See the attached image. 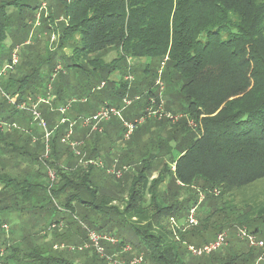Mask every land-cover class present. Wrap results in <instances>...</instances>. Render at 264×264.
I'll return each instance as SVG.
<instances>
[{"label": "trees", "instance_id": "1", "mask_svg": "<svg viewBox=\"0 0 264 264\" xmlns=\"http://www.w3.org/2000/svg\"><path fill=\"white\" fill-rule=\"evenodd\" d=\"M38 17L46 35L57 34L59 51L47 50V55L37 57L32 50H28V56L20 53V68L34 60L37 65L30 68L29 77L20 87L15 88L13 72L8 84L1 87L0 94L9 107L8 97L19 96L16 104L22 105L39 93L40 89H24L29 82L36 85L35 78L46 67L49 78L54 74L60 84L65 76L81 71L101 73L103 80H108L116 72L122 79L136 73L150 74L156 66L162 82L166 80L168 88H179L178 95L184 101L181 119L168 118V123L175 118L178 122L170 133L175 151L169 150L168 140L158 146L160 156L142 161L138 174H133L123 210L111 206L112 201L91 186L94 165L89 170L79 167L71 174L57 163L49 166L57 173L61 171L60 189H75L66 206L72 207L74 201L82 205L86 220L75 219L68 229L77 226L75 231L81 239H87L93 231L117 240L119 247L131 246L143 264H257L262 252L250 248L234 231L247 229L264 240V0H0V18L3 22L17 18L19 36L32 29L29 25ZM57 20L64 24L56 26ZM8 25L0 23V44L9 38ZM28 40L11 48L8 64L18 47L23 46L22 52L25 47H37L27 46ZM67 47H73L71 56L64 53ZM114 49L118 57L107 63L105 54ZM60 59L66 64H57ZM131 61L140 66L133 69ZM155 87L149 88L147 108L154 98L162 104L153 93ZM17 113L14 107L7 118H0L1 138L19 131L13 126ZM153 113L158 114V108ZM188 115L194 118L196 135L193 129H180H185L183 118ZM158 116L162 118L163 114L155 118ZM1 124L10 131L4 132ZM60 133L55 136L54 155H58L56 144L63 138ZM155 172L160 175L151 180ZM104 173L114 182L121 180ZM1 179L0 203L11 198L18 202L20 195H27L26 190L32 187L23 181L15 189L13 179ZM192 208H196L198 226L181 231L179 227H189ZM102 215H107V222ZM182 218L185 224L178 221ZM172 219H178V227L173 226ZM4 225L0 223L2 241ZM114 229L118 233H113ZM130 229L136 235L134 239ZM227 230L237 241L229 253L217 252L201 259L190 255L185 240H204L200 244L204 246ZM32 238L20 241L29 240L28 251H22L24 247L19 249L16 243L3 264H75L65 253L47 249L48 245H39V239ZM95 261L88 264H100Z\"/></svg>", "mask_w": 264, "mask_h": 264}, {"label": "rangeland", "instance_id": "2", "mask_svg": "<svg viewBox=\"0 0 264 264\" xmlns=\"http://www.w3.org/2000/svg\"><path fill=\"white\" fill-rule=\"evenodd\" d=\"M39 18L40 17L36 18L37 20L36 23H32L31 25H29L32 27V29L28 28L24 30L21 36L18 35V33H21V32L19 31L16 32L17 29L19 28V25H17L16 23V21L18 20L17 18L14 21L9 20V22L8 21L3 22L4 19L0 18V23L2 22V23H5L6 25L9 24L8 31H7L9 38L5 43L0 44V74L2 72L3 63L7 62L11 56V48L16 44H22L26 42L28 40V37H29V40H28L29 43L27 42L28 43L27 46L37 45V47L35 48L25 47L22 52L23 46H21L20 51L22 54L25 53V56H28L30 50L35 52L36 57L37 55H40V56L47 55V50H49V52H51L50 50L59 51L58 49L59 41H58L57 34L50 35L51 37L49 35H46ZM17 22H19V20ZM62 24H64L63 20H57L56 26L60 27ZM0 29H1V26H0ZM53 36H56L55 41H52ZM70 48L67 47L64 50V53L66 55L68 54V56H70L73 51V47H70ZM116 57H118V52L115 49L109 50L105 54V61L110 62ZM22 60H23V57H22ZM60 60L61 61H56V63L62 64V66L66 64L64 60L62 59ZM36 62L37 60L31 61L30 63H28V65L22 66V68H18L17 73L15 72L13 73L12 77L15 80V85H16L15 88H17V86L20 87V85H22V83L26 80V78L29 77L30 72H31L30 68H32L33 65L36 66L37 65ZM130 63L133 69L135 67L140 66L139 62L137 61L136 62L131 61ZM153 68H154L153 69L154 72L150 74L144 75L143 73H136L132 75L133 86L130 89L129 93L126 87L124 88V86L126 85L125 82H122L121 84H117L113 82L110 79V77H108L109 78L108 80L107 79L103 80V76L101 75V73H99L98 75H94L95 72L88 73V72L81 71V72H78V77L76 79H69L67 78V76H65L64 84L66 86H72L73 88H76L75 85H78L81 87L84 86L89 89L88 91L80 90L78 93L73 92V94H75L73 96H69L68 94H66L67 96L65 98L64 97L58 98L56 97V93H58L57 91L60 90L61 85L59 84V80L55 79L54 74L51 75L49 78L50 73L48 71V68L46 67L42 70V72L40 73V76L35 78L37 81L36 85L32 86V84L29 82V84L27 85V89H24V90H29V91L34 90V92H37L40 89L39 93L35 95L36 98L42 97L45 100L49 99V104L43 103V106L37 109V108H33L32 105L29 103V101H27L28 99H26L25 100L26 102L21 105L22 108L19 109L18 107L20 105L16 104L18 102L17 97H12L10 95L11 97H8L7 99L9 100V102L12 101L15 103H10L11 107H9L7 105L6 99H4L2 95L0 94V118H3V119L7 118L10 111L14 110V107H16L18 109V113L15 116L14 122H24L26 124V130L28 131H31L32 129H37L39 126L41 127V131L44 132L45 130L43 128L44 123L40 116V114H42L43 111L45 113L49 112L48 114L50 116L52 115V119L54 118L63 119L65 116L62 115L58 110H57V113H54V108H53V107H57L59 104H61V102L65 104L67 103L71 104V108H74L77 111H81L82 114H86V115L88 114V110L90 109L91 106L99 105V103H101L104 107H113L117 110L123 111L122 116L120 118L117 116H114L112 117L110 121L107 122V123L113 124L110 127H107V129L111 131V128L113 127V130H112L113 135L111 136V139L113 140V144L114 143L116 144V149L118 146L116 143L117 140H119L120 142L122 140V143L124 140L125 145H128L131 151L132 145L129 143V141H131V139H136L144 143L140 151L144 153V157L145 155H147V157L145 158L153 157L155 155L160 156L161 149L158 146H161V145L163 146L168 140L170 143V140L173 139L171 138L170 133H172L175 130L174 126L176 124H174V122H177L175 118L174 121L168 123V118L171 119L173 118V116L180 117L181 115H183L182 111L184 110L183 108L184 101L178 95L179 88L177 89L170 88V87L168 88L167 81L163 80L162 82L161 80V73L159 72V69L156 66H154ZM10 75L11 73H8L6 76L4 75L0 78V92H2L1 87L3 85L8 84V78L10 77ZM159 79L163 83L165 89L167 88L168 91L166 90V93L164 92L165 89L163 87L159 85L158 87H155V84L156 82L158 83ZM102 80L106 82V85H107L106 88H103V90L97 89L101 85V82H103ZM153 85L155 87L153 89V93L157 97H159L160 100H162V104L159 105L157 103V98H154V100H152L151 104L147 108L148 99H149V88ZM160 88H162L164 91L161 92ZM138 97L140 98V100H136V98ZM126 98L130 100H135V101L131 106L127 107L124 102ZM84 100H86V102ZM156 108H158V114L162 113L163 117H166L165 119L163 117L160 118L161 116H158V118H155V113H153V111H155ZM33 109H35V111L38 114L40 113L39 117L36 116L35 111H33ZM145 110L147 111L148 115L147 114L145 115L146 113ZM83 117H80L78 119L69 120V122L75 123L72 141L78 142L80 144L83 143V146L77 149H72L68 144H65L62 142L60 143L58 141L56 144L58 155H54L52 153L50 160H48V157H45L42 161L37 159L36 162H33L35 157H31L27 154L22 155L18 149H17V152L15 151L6 152L9 155L12 153L15 154L14 162L0 160V177L8 176L9 178L13 179L15 178V174L17 176H24V172H27V176H28V173L31 172L30 166L33 167L34 165L38 167L40 171H42L43 178H42L41 185L44 188L41 190V195L39 196V198L41 199L40 203H33L32 202L33 200L25 201L24 196L26 194L20 195L18 202L13 201L11 198V200H7L5 202L6 204L0 203V223L1 224L10 223L11 226L13 227V231L22 232L24 235L31 234V235L38 236V238L37 237H34V238L41 240V244H44L45 246L48 245L46 247L47 249H53L54 251L65 253V256L67 255L72 261V263H75V264H85L86 261H87V264L92 263V259L96 260L95 262L100 263V264H133L135 262H138V259H139L138 256L135 255L134 248L131 246H126V245L119 247L118 246L119 242L116 244H113L109 240H103V241L99 240L98 246L101 247V250H102V253H100L97 251L98 249L96 247V242L92 240L91 237H88L87 239H84V238L80 240L78 239L77 241H75L77 243L74 245H72L73 242H69V241L63 242L59 240L61 239V237H63L62 235H65V232L69 230L68 224L70 225V224H73L74 222L76 223V220L78 221V219L79 220L81 219L83 221H85L86 219L83 217L84 212L81 209V206H82L81 204H77L76 201H74V203L77 205H72V206H76L75 208L66 206V200L68 198H71V196L75 193V189L70 188V189H67L66 192L60 189L58 184L61 180V175H60L61 171H58L57 173L55 169H52V171L57 173L56 178L54 179L50 175V169H51L50 167L53 168L54 165L57 163L56 157L63 160V165L60 164V166L61 167L64 166L62 167L63 169H69L70 171H74L79 167L81 169L89 170V166H90L88 164L89 161L99 162L95 159V157H90L88 156L86 152L84 153V151H86L84 149L85 142L81 141L80 139H77V138H83L85 136V141H87V140H90V138H92L93 136L97 135L98 133V132H92L91 129H87L83 127V124H82ZM183 119L186 121L187 125L184 126L185 129H183L181 126L180 127L181 131H185L189 128V129H193L195 135L198 134V130H197L198 128L196 126V123H194V118L188 115V116H185ZM139 121H142L143 123L137 124V122ZM124 122L136 125L135 132L131 136V139L129 141L125 140V134L127 131L124 126ZM65 125L67 127L61 128L62 133L64 135L66 134L67 129H68V124H65ZM13 126L16 130L17 129L20 130V128H18L19 125L17 123L13 124ZM182 133L183 132H179L178 135H181ZM194 134L192 135V137L194 136ZM79 135L82 137H79ZM50 137L51 136H49L48 134L46 135L47 143L50 140ZM170 145L172 146L171 143ZM171 146H169V150H172V152L175 151V146H172V147ZM48 147L49 146L47 145V149ZM77 153H81V155L78 156ZM2 154H5L4 149H0V157L2 156ZM130 154H127V156L129 157ZM161 162L162 161H157L156 164H160ZM115 164L117 165L119 169L122 168V166L119 165L117 161L115 162ZM92 167L91 168L93 171L97 168L96 166H92ZM97 169H100V168L98 167ZM107 169L108 168L106 167L101 168V170H103L104 172H107ZM2 170H4L6 174H4ZM97 171H100V170H97ZM103 171H101V173H103ZM134 171H135V167H133L126 174H123L120 178L121 180L116 182V184H114L115 188L120 189L122 183H124V181H126L127 179L129 180L126 181L125 183H126V186L127 185L129 186V184L132 182V179H133L132 174L135 173ZM78 172H81V171H78ZM154 174L155 175L152 174L153 176H151L152 177L150 178L151 180L157 179L158 176L160 175V172H157ZM104 176H105V179L106 178L109 179L108 185L109 186L113 185L114 180H112L111 177L107 176L106 173L101 174L100 177H104ZM70 179L72 178L70 177ZM32 180H34V178ZM2 181L3 179L0 180V201L3 197ZM64 188H65V185H64ZM11 193H13V191H11ZM36 196L37 195L32 194L30 195V198L33 199V197H36ZM122 196H124L125 199ZM128 197H129L128 193H125V195L124 194L122 195V193L120 192L119 197H117V199L120 200L121 202L117 200L118 203H116L115 205L123 210L124 205H125L124 200L127 201ZM73 212H75V214H73ZM102 216L107 222L108 221L107 215L106 216L102 215ZM88 218L89 220H91V217H88ZM94 218L96 221L101 222L100 219H98L96 216H94ZM183 218L182 220L175 219V223L179 226L177 220L182 222L184 220ZM54 222H61V223L54 224ZM90 222H92V220ZM182 224H185V221H183ZM72 226L75 228V230L78 229L77 226H74V225ZM187 226L188 225L186 224L184 227H179V229H182L181 231H189L191 230V228L193 229V226L192 227H187ZM197 226H198V223L197 225H194V228H196ZM116 228L117 227H115V229ZM115 229L112 230V232L118 233L116 232L117 230ZM239 229L240 228H238V230ZM235 230H236L234 231L235 235L236 237H238L237 236L238 230L237 229ZM4 232L6 234V242L3 244L7 248L9 246V249L11 251L13 250V244L16 243V240L18 238L17 239L11 238L12 235L10 234V230H8V232L4 230ZM75 233L76 235H78V232L75 231ZM130 233L132 234V236L130 237L134 239L136 237L135 233H133L131 229H130ZM231 234L232 233L230 232L228 235L227 245L224 248H222L221 251H218V253H221L222 255H226L227 253L230 252L231 247H233L234 244H237L236 239L233 238L234 235L233 234L231 235ZM100 236L106 237L103 235H100ZM106 238H109V237H106ZM109 239H112V238H109ZM179 239L181 240L180 236L178 237V240ZM29 240H27L26 243L23 242L21 244L20 243L21 240L18 239L17 241L18 245L16 246L19 249L24 247L22 249V251L24 252L28 251L27 243ZM112 240H115V239H112ZM66 242H69V243H66ZM185 242H189L188 243L189 247H199L200 244L205 243L204 240L202 242H199L197 240H193V241L185 240ZM127 247L131 248V251L127 250ZM188 251L190 255L194 257L193 253H191L189 248H188ZM203 257H200V258L196 257V258L201 259ZM201 261H205V259H202ZM257 262L258 260L256 259L255 263ZM140 264H143V262ZM260 264H264V262Z\"/></svg>", "mask_w": 264, "mask_h": 264}, {"label": "crops", "instance_id": "3", "mask_svg": "<svg viewBox=\"0 0 264 264\" xmlns=\"http://www.w3.org/2000/svg\"><path fill=\"white\" fill-rule=\"evenodd\" d=\"M71 55H72V53H71ZM20 58H21V56H20ZM7 64H8L7 62L3 63L2 71ZM18 68H20V67L19 66L16 67V69L14 71L15 73H17ZM77 77H78V75H74V74L67 76V78H69V79H76ZM110 79L117 84H121L122 82H125L128 85V88H127L128 91H130V89L133 86V83H132L133 81L128 80L127 77H125V78L123 77V79H122V75L119 72H116L113 75H111ZM64 80H65V78L61 79V83H60L61 88H60V90L57 91L58 93H56V97H58V98L59 97L65 98L67 96L66 94H68L69 96H73V95H75V94H73V92L78 93L80 90H87L88 89L84 86L81 87L78 85H75L76 88H73L72 86H66L63 83ZM103 84H105V83L102 82L101 85L97 89L103 90V88H106L107 85L105 84L104 86H102ZM124 88H125V86H124ZM16 97L18 100L19 96H16ZM86 100H87V98H86ZM86 100H84V101L86 102ZM27 101H29V103L32 105L33 108H37V109L41 108L43 106V103L49 104V99L45 100L42 97L36 98V96L34 94H33V96L28 97ZM70 103H72V102H70ZM66 107H69V111H67L65 114H63L62 109L66 108ZM103 107L104 106L101 103H99V105H93L88 110L87 115L82 114L81 111H77L74 108H71V104H69V103L65 104V103L61 102V104H59L57 107H53V108H54V113H57V110H58L62 115L65 116L64 118L70 120V119H78V118L83 117V116L87 117L88 115L93 116L95 113H97ZM48 113L49 112L45 113L44 111L42 112V114L39 113L42 120H43V123H44L43 124V128L45 129L44 132L41 131V127H39V126L37 129H32L31 131H28V130H26V124L24 122H16L19 125L18 128H20V130L17 131L16 134L13 132V135H11L7 138H1L0 137V149H4V151H5V154H2V156L0 157V160L14 162V155L15 154L12 153L9 155L6 152L7 151L8 152L9 151L17 152V149L19 150V152L22 155L27 154L31 157H35L33 162H36L37 159L42 161L45 157H48V160H49L50 156L52 154V151L55 148L54 142L56 141V138H57V137H55L57 132L61 131L60 134H62V136H63L64 134L62 133L61 128L67 127V126L65 124H62V120L64 118L63 119L62 118L61 119H58V118L52 119V115L50 116ZM90 116H88V117H90ZM43 117L46 119V121ZM111 125H113V124L103 123V125L100 126V131L97 133V135L90 138V140L85 141V136L83 138H77V139H80L81 141L85 142L84 143V145H85L84 149L86 151L83 150L84 153L86 152L88 154V156H90V157H95V159L97 161H100L103 164V166L108 168V169L111 168L113 165H115V162L117 161L119 165L129 167V170H131L133 167H135V173H133V174H138V168L141 167L142 161L144 159H146L145 157H147V155H145V157H144V153L140 151V149L142 148V145H144V143H142L136 139H131V141H129V143L132 145V150L130 151V147L128 145H125L124 140H123V143H122V140H121V142L119 140H117L116 143L118 146L116 149V144L115 143L113 144V140L111 139V136L113 135V131H112L113 127L111 128V131L109 129H107V127H110ZM3 129H4L3 130L4 132L10 131V130H8L7 127L6 128L3 127ZM11 133H12V131H11ZM47 134L49 136H51L48 143L46 141V135ZM79 137H82V136L79 135ZM52 144H53V146H52ZM47 145L49 146L48 149H47ZM118 150H119V152H118ZM116 151H117V153H116ZM130 153H132V154H130ZM127 154H130V156L128 157ZM129 161H131V162H129ZM56 162L58 165H60V164L63 165V160L59 159L58 157H56ZM62 167H64V166H62ZM62 167H61V169L63 171L71 174L72 171H70L69 169H63ZM30 169H31V172L28 173V176H27V172H24V176H17L15 174V178H13V180H14L13 185H14L15 189L19 188V182L20 183H22L23 181L26 182L24 184L25 186H26V184L31 185L32 187H30L26 190L29 193H27L28 196L25 197V201L33 200L32 201L33 203H40L41 199L39 198V196L41 195V190L44 188L41 185L43 174H42V171H40L39 168L34 166V165H33V167L30 166ZM97 170H100V171H97ZM2 171L4 174H6V172L4 170H2ZM101 171H103V170L97 169V168L94 171H92V174L90 177L91 186H93L99 192V195H101L102 197L106 196L105 198L112 201L111 206H116L115 204L118 203L116 200V197H119L120 192L122 193V195L123 194L125 195V193H127L129 191V187L131 186V183L129 184V186L128 185L126 186L125 182L129 180V179H127L126 181H124V183H122V185L120 184L121 185L120 189L115 188L114 184H116V182H113V185L109 186L108 185L109 179H107V178L105 179V176L100 177L101 174L104 173V171H103V173H101ZM84 173H86V172H84ZM84 173L82 172V174H84ZM93 173H95V174H93ZM155 173H157V172H155ZM133 174H132V177H133ZM153 175H155V174H153ZM5 177H8V176H5ZM33 178H34V180H32ZM30 180H32V181H30ZM2 183H3V181H2ZM32 194L37 195V196L33 197V199H31L30 195H32ZM122 197L124 198V196H122ZM5 202H2V203H5ZM73 205H77V204L73 203ZM72 207L75 208L76 206H72ZM61 222H63V221H61ZM61 222H59V223H61ZM4 224L9 226L10 234L12 235L11 238H13V239H17V238L20 240H23L24 238L30 239V237L32 238V236H33L31 234L24 235L22 232L13 231V227L11 226L10 223H4ZM62 236L63 237H61V239H59V240H61L63 242L70 241V242L74 243L78 239L79 240L81 239V237L79 235H76L74 227H71V229L68 230L67 232H65V235H62ZM34 237H37V236H34ZM5 242H6V235L4 237V241H2V239H0V248H5L7 251V255H8V254H10V249H9V246H8V248L4 246L3 243H5ZM16 243H14V244H16ZM37 243L39 245H44V244H41V240L37 241ZM14 244H13V246H14Z\"/></svg>", "mask_w": 264, "mask_h": 264}, {"label": "built area", "instance_id": "4", "mask_svg": "<svg viewBox=\"0 0 264 264\" xmlns=\"http://www.w3.org/2000/svg\"><path fill=\"white\" fill-rule=\"evenodd\" d=\"M55 40H56V36H53L52 41H55ZM20 50H21V48L18 47L14 51V53L12 54L11 62L5 66V68L3 69V71L0 74V77L15 71L16 67L21 62V58H20V52L21 51ZM127 79L130 81H133V77L131 75L127 76ZM157 84L160 85L161 87H163V84L161 82H158ZM104 85L105 84H103L102 86H104ZM136 100H140V98L138 97V98H136ZM134 101L135 100H130L128 98H126L124 100L125 105L127 107L131 106L134 103ZM11 103H15V102L11 101ZM18 108L21 109L22 108L21 105ZM33 111H35V109H33ZM67 111H69V107L62 109L63 114H65ZM122 112H123L122 110H117L113 107H103L97 113H95L93 116L83 117V120H82L83 127L87 128V129H91L92 132H99L101 124L107 123L114 116H117L120 118L122 116ZM35 114L37 117H39V114L36 111H35ZM155 115H156V113H155ZM142 123H143L142 121L137 122V124H142ZM62 124H68L67 132L61 140L62 143L68 144L72 149H77V148L83 146V143L80 144L78 142L72 141L75 123L69 122L68 119L64 118L62 120ZM1 125H2V127L6 128V126L4 124H1ZM124 126H125L126 131H127L125 134V140L129 141L131 139V136L135 132L136 125L124 122ZM77 155L79 156V155H81V153H77ZM88 164L94 165V166L99 167V168H104L103 164L100 161L99 162L89 161ZM128 171H129V167L122 166V168L119 169L116 164L113 165L111 168L107 169L108 175L114 177L116 180L120 179L121 176L123 174H126ZM50 175L52 178H54V179L56 178V173L54 171H52V169H50ZM171 222H172L173 226H177L174 219H172ZM197 223H198V220L196 219V208H192L190 211L189 217H188L189 227L197 225ZM3 229L8 232L9 226L4 225ZM228 235H229V232L225 231V232L219 234L213 242L206 244L202 247H189V249H190L191 253H193L194 257H197V258L212 255L213 253L221 251V249L227 245ZM237 236L241 241L245 242L250 248L257 249V250H260L262 252L260 257L258 258L257 264L263 263L264 262V240L260 239L258 236L250 233L247 229H243V228H240L238 230ZM88 237H91V239L96 242V247L98 249L97 251L100 253H102V250H101V247L98 246L99 240H101V241L109 240L113 244L117 243V241L106 238V237H102L93 231H89ZM127 250L131 251V248L127 247ZM6 255H7L6 249L0 248V264H3V261L6 257ZM142 260H143L142 258H139L138 262H135L133 264H138V263L140 264L142 262Z\"/></svg>", "mask_w": 264, "mask_h": 264}]
</instances>
